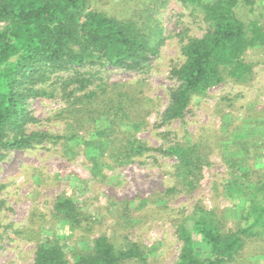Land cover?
<instances>
[{
	"label": "trees",
	"instance_id": "trees-1",
	"mask_svg": "<svg viewBox=\"0 0 264 264\" xmlns=\"http://www.w3.org/2000/svg\"><path fill=\"white\" fill-rule=\"evenodd\" d=\"M124 1L129 0H120ZM171 1L154 0L119 16L95 0H0V161L12 149L45 143L61 144L68 159L83 151L95 165L112 168L139 157L158 161V155L173 156L174 184L157 199L166 205L167 196L179 190H200L212 164L210 154L218 146L231 167L224 191L241 199L239 223L227 228L216 208L197 204L177 225L182 246L172 264H239L245 259L246 243L264 237V173L254 176L241 170L253 133H242L241 124L225 121L214 138H194L184 130L181 140L152 146L137 133L148 125L154 99L144 95L141 81L112 80L106 74L111 66L150 69L168 38L157 4L167 7ZM178 1L201 12L205 32L182 39V58L170 66V75L179 83L170 87L169 103L157 126L183 119L193 99L207 96L216 85L251 84L254 62L247 53L264 49V0ZM55 95L64 101L55 113L64 121L63 130H28L27 125L37 120L30 99ZM225 115L222 111V118ZM254 145L259 147L258 142ZM50 211L53 225L88 229L89 234L81 236L82 244L68 249L55 230L43 239L32 233L37 244L29 264H147L152 249L141 242L127 238L117 244L106 232L92 236L98 218L72 195L59 194ZM124 216L126 224L134 222L133 216ZM257 250L254 256L264 261V248L257 245Z\"/></svg>",
	"mask_w": 264,
	"mask_h": 264
},
{
	"label": "rangeland",
	"instance_id": "rangeland-1",
	"mask_svg": "<svg viewBox=\"0 0 264 264\" xmlns=\"http://www.w3.org/2000/svg\"><path fill=\"white\" fill-rule=\"evenodd\" d=\"M95 1L98 6L122 16L124 11L129 13L154 0ZM157 5L161 9L157 17L163 20L168 38L159 54L153 57L150 69L139 72L111 66L106 70L112 80L141 81L144 95L154 99L155 106L147 117L149 123L137 135L152 146H161L168 141L181 140L184 130L190 131L194 138L199 135L214 138L215 131L223 129L225 121H233V126L241 124L242 133H253L248 158L241 170H249L254 176L264 173V49L247 53V58L254 62L255 77L251 84L229 81L216 85L207 96L193 99L183 119L174 120L168 126H157L169 103L170 87L179 83L170 75V66L182 58V39L202 36L205 32L201 12L184 8L178 0H172L167 7ZM29 104L37 120L27 125L28 130H63L64 121L55 117L57 110L64 106L61 96L32 98ZM222 111L227 113L226 119L222 118ZM224 150L227 154L229 148ZM210 160L212 164L206 169L199 191L187 194L179 190L167 196L166 205H161L157 199L174 184L176 157L158 155V161L149 156L139 157V160L112 168L95 165L83 151L68 159L61 144L12 149L0 161V264L32 263L37 244L30 238L32 233L43 239L55 230L62 234L68 249L74 243L82 244L81 236L89 234L88 229L74 231L51 222L50 210L62 193L72 195L97 216L92 236L106 232L117 244L127 238L141 242L152 249L148 252L147 264H172L182 246L177 225L186 215L194 213L197 204L207 209L216 208L227 228L234 229L239 223L242 203L236 193L224 191L231 167L220 147L214 146ZM126 214L133 216V223L126 224ZM257 245L259 249L264 248V237L246 243L244 263L264 264L261 257L254 256Z\"/></svg>",
	"mask_w": 264,
	"mask_h": 264
}]
</instances>
